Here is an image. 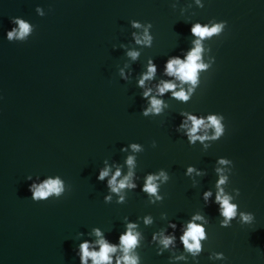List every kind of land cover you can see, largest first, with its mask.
<instances>
[{"label":"water","instance_id":"95a60500","mask_svg":"<svg viewBox=\"0 0 264 264\" xmlns=\"http://www.w3.org/2000/svg\"><path fill=\"white\" fill-rule=\"evenodd\" d=\"M172 2L0 0V264H79L75 250L93 227L115 243L124 217L136 221L149 214L151 227L139 222L145 236L142 264H169L170 253L157 255L148 243L152 233L173 221L179 237L180 225L197 211L209 219L199 264H264V0H203V9L193 0H178L175 10ZM189 3L182 15L180 9ZM38 6L44 17L36 13ZM12 17L36 26L26 43L7 41ZM212 19L227 21V27L207 41L215 56L212 70L203 74L207 79L202 76L190 102L166 94L170 108L144 117L135 77L147 59L162 72L170 56L190 47L191 24ZM131 20L151 22L154 42L141 50L131 65L133 79L126 82L118 74L127 61L119 45L133 44ZM182 110L223 114L224 137L207 152L199 142L190 146L175 131ZM132 142L145 148L137 155L138 185L161 168L171 176L161 187L162 203L148 204L140 187L128 193L126 204H116L115 196L112 203L104 202L108 190L97 180L98 170L105 159L123 164L128 153L120 149ZM219 157L234 163L228 191L240 189L234 202L254 213L250 225L234 220L232 227L221 228L218 206L204 205L202 193L215 192ZM189 165L207 171L196 178V186L184 174ZM28 175H59L72 191L59 200L33 202ZM81 232L85 236H78ZM177 249V254L183 251L179 240ZM212 251L227 259L209 260ZM187 264H193L190 256Z\"/></svg>","mask_w":264,"mask_h":264},{"label":"clouds","instance_id":"9594fccd","mask_svg":"<svg viewBox=\"0 0 264 264\" xmlns=\"http://www.w3.org/2000/svg\"><path fill=\"white\" fill-rule=\"evenodd\" d=\"M177 2L178 0H173L171 4L173 10L176 9ZM193 2L198 8H204L203 0H193ZM191 7L192 4L189 3L187 7L181 8V14L183 15ZM35 11L41 17L46 15L42 7H36ZM10 22L13 27L6 32V39L10 43H26L36 31V26L24 18L12 17ZM129 23L130 27L134 29L131 32L133 44L132 46L119 45L120 49L125 50L127 61L123 67L119 68L118 74L126 82L133 79L131 65L139 60L142 54L141 50L151 48L154 42L151 22L131 20ZM226 27L227 21H216L215 19L209 20L207 23H192L190 32L193 39L190 41V47L182 51L181 55L170 56L165 62L162 72L159 71L153 58L147 59L144 70L135 77L137 87L142 90L141 98L145 101L141 109V114L144 117L161 116L166 109L170 108V104L163 99L166 94H170V99L180 103H188L192 100L197 89L201 86L203 74L210 72L215 64V56L211 54L212 49L207 41L222 36ZM113 47L115 50L117 46ZM158 72L160 78L157 80ZM203 78L207 79L206 76ZM179 115L182 119L180 124L175 127V131L186 137L190 146H195L199 142L204 152H207L212 144L219 141L226 133L225 117L221 113L198 115L182 110ZM151 146L155 148L156 142L153 141ZM120 151L128 153L123 164L116 161L110 163L105 159L103 167L98 170L97 180L106 182L108 190V194L104 196V202L112 203L115 196L116 204H126L128 193L140 187V190L148 197V204L162 203L165 195L161 194V187L170 181L169 172L161 168L156 172L147 173L143 178L142 186L138 185L137 181L140 180V177L136 171L138 167L137 155L145 151L144 146L132 142L122 147ZM233 168L232 160L219 157L214 166L217 176L214 184L215 192L208 189L202 193L206 207L213 203L218 206L221 228L232 227L234 220H237L241 225H250L255 221L254 213L241 211L238 203L234 202L240 196V189L232 188L231 191H228ZM184 174L192 180L193 186H196L199 184L196 178L207 176V171L189 165ZM26 180L32 181L29 185L30 199L36 203L53 198L59 200L66 193L72 191L71 185L66 184L59 175L47 176L43 179L40 176L33 179L32 175H28ZM161 219H167L165 213L161 214ZM140 221L145 227H151L154 224V218L150 214L137 217L136 221L124 217V231L119 234L118 242L115 243L107 238L106 233L100 227H93L87 233L89 238L81 239L75 250L79 264H142L139 250L145 246V236L140 228ZM208 223V217L201 211H197L180 225L179 237L176 234L177 224L169 221L166 227L152 233L148 243L156 246L157 255L169 252V264H176L180 261L187 264L189 256L192 258L193 264H199L198 257L204 251V242L208 240L206 230ZM78 236L83 237L85 233L81 232ZM177 240L183 249L179 254H177ZM208 259L226 260L227 257L223 252L212 251Z\"/></svg>","mask_w":264,"mask_h":264}]
</instances>
